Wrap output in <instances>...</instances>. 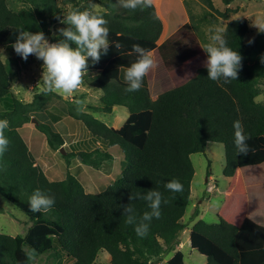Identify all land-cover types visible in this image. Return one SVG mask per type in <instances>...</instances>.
I'll return each instance as SVG.
<instances>
[{"label": "trees", "instance_id": "trees-1", "mask_svg": "<svg viewBox=\"0 0 264 264\" xmlns=\"http://www.w3.org/2000/svg\"><path fill=\"white\" fill-rule=\"evenodd\" d=\"M89 1L74 3V9L92 11L108 21L110 46L98 62L88 61L83 82L102 91L99 104L88 107L111 112L113 106L122 105L128 114L115 128L71 106L69 116L80 121L100 145L60 155L65 159L79 156L82 163L99 168L112 158L107 149L115 145L123 152L126 164L105 189L90 193L69 170L62 179H48L35 163L19 128L34 117L35 127L44 135L49 149L57 150L63 145L62 135L33 113L41 112L62 96L44 95L40 90L27 102L15 97L10 89L11 79L17 75L13 69L15 59L2 60L1 47L12 46L22 30L43 31L48 36L62 11L57 0H20L22 7L17 11L8 6L7 0H0V119L9 122L5 130L9 145L0 157L4 165L0 171V195L31 221L23 236L0 231V264H30L25 255L29 249H35L37 256L47 253L54 259L69 258L71 264H96L101 252L108 255L109 264H154L152 258L159 252L172 253L167 264H185L183 251L174 248L187 228L181 219L190 201L194 174L190 155L204 152L209 141L223 144L224 176H233L238 168L243 172L248 207L239 225L219 215L211 223L198 218L189 230L190 247L206 257L204 264H222L213 256L214 245L230 257V264H264V104L255 100L264 79V33L258 32L249 44L245 40L247 19L228 20L224 26L228 46L242 57L238 80H210L203 65L190 78L152 99L147 76L140 90L128 93L124 73L137 59L135 53L129 55L133 44L147 51L156 46L163 24L154 5L132 11L114 7L116 0H93L106 9L98 13ZM204 1L208 8L220 13L212 0ZM175 18L171 16V26L178 23L176 13ZM62 39L56 37L54 43ZM92 73L95 75L90 77ZM237 120L249 137L247 155L236 153L233 122ZM206 174L210 175L209 170ZM172 179L182 183V192L165 189V183ZM36 189L55 200L47 214L30 209L29 196ZM149 190L160 191L168 202L162 203L160 218H153L148 234L141 238L134 226L125 222L123 206L130 203L139 218L150 211L148 204L141 199L130 201L129 196ZM198 214L196 208L192 218Z\"/></svg>", "mask_w": 264, "mask_h": 264}, {"label": "rangeland", "instance_id": "rangeland-1", "mask_svg": "<svg viewBox=\"0 0 264 264\" xmlns=\"http://www.w3.org/2000/svg\"><path fill=\"white\" fill-rule=\"evenodd\" d=\"M159 2L161 3V0H153L156 7H160ZM74 3L79 4L80 0H57L56 4L61 7L62 15L59 21L50 26V34L48 36L45 35L49 43H54L56 37H63L62 34H59L58 30L60 28L68 27L67 24L61 23V21L63 20L64 15L74 9ZM212 3L220 13L208 8L204 0H172L170 3L165 0L161 7L163 9L170 8L168 15L175 18L177 10L173 13L171 8H176L175 4H177L181 7V13L183 16L187 14V17L192 21L197 20L201 25L198 27L195 26V29L197 31V36L199 35L202 43L204 42L203 46L211 43L210 37L214 34V30L218 27L224 28L226 22L230 19L237 17H244L247 19L249 30L245 36L246 41H249L250 38L253 39L259 32L254 23L264 22V0H212ZM7 4L15 11L22 7L20 0H7ZM184 4H186L187 13ZM95 8L99 9L100 5H95ZM177 18H179L178 15ZM179 23L176 24L173 22L172 24L177 27ZM180 33L181 32H179V34ZM204 53L207 55L205 51ZM1 58L2 60L7 58L15 59L13 69L17 72V75L11 79L10 83V89L13 91L15 97L25 102L31 100L32 94L40 91L43 87V61L37 59L34 55H30L27 61H25L16 54L12 46L1 47ZM80 91L88 92L89 88L84 85L78 92L74 93V98L77 97L76 94H79ZM255 100L264 104V79L260 84V93L255 97ZM61 103V101L53 99L48 106L51 105L49 108L52 112H55L59 107L61 109ZM73 104L76 105L75 102H73ZM41 113L42 112H36L33 114L40 120L38 114ZM116 114L117 113L111 114L110 117L115 118L117 116ZM36 123L37 120H34V117H32L29 122L19 128V132L25 139L26 143L29 142L28 137L30 132H36L35 134L44 138V135L36 129ZM86 131L87 130L83 124L80 121L75 120L71 135L67 136L68 142L76 144V139L83 140L82 138L85 137ZM65 151L67 150L64 149V152ZM54 152H56L55 156L59 158L62 157L58 150H55ZM120 152L121 151H119L118 148H114L112 150L114 156L113 159L106 161L100 168V171L92 166L82 163L81 161V169L75 167L73 163L76 158L79 157H69V160L73 161V163H70V167L73 169L72 171L74 173H77V178L83 183L86 192L96 193L102 191L120 176L121 170L126 164L124 157H122V163L120 162ZM190 159L194 168V174L190 184V201L181 219L187 224V228L183 230L181 242L174 249L180 248L183 251L185 264H204L206 257L200 254L196 249L190 247L188 237L191 225L198 218L209 223L216 222L218 220V215L231 223L239 225L247 212L248 188L243 179V172L239 168L234 172L231 177L232 179L223 175L222 171L225 165V157L222 143L209 141L206 143L204 152L193 153L190 155ZM63 161L66 162V159H63ZM37 162L41 164L44 170L46 168L48 170H53L51 171V175L49 174L53 179L64 178L65 171L68 170L63 163H59L60 165L54 164L52 167H46L43 164V161L40 162L37 160ZM102 168H104L105 171L102 170ZM106 168H110V171L108 170L107 172ZM208 170L210 172L209 176L206 174ZM48 179H50V177H48ZM196 208L200 214L192 218ZM30 225L31 221L26 214L5 197L0 195V231L10 235L20 234L23 236ZM212 252L214 258L220 263H231L230 257L215 245L212 247ZM171 254L172 253L162 255V252H159L157 255L153 256L152 261L154 264H167L166 260ZM71 262L72 260L66 257L54 259L52 257H47V253H43L36 257L34 264H71ZM96 264H109L108 255L101 252Z\"/></svg>", "mask_w": 264, "mask_h": 264}, {"label": "clouds", "instance_id": "clouds-1", "mask_svg": "<svg viewBox=\"0 0 264 264\" xmlns=\"http://www.w3.org/2000/svg\"><path fill=\"white\" fill-rule=\"evenodd\" d=\"M117 3L120 7L132 11L144 10L153 6V0H117ZM61 23L67 24L68 27L58 30L64 39L57 43H49L43 31L32 33L22 30L17 34L12 47L16 54L25 61L30 55H34L43 61L42 94L54 93L68 98L72 97L81 87L83 77L88 73L89 59L95 63L101 59L102 54H107L110 46L109 29L106 27L108 23L106 19L89 10L73 9L64 15ZM254 25L259 32L264 33V22L254 23ZM225 33V28H216L210 37L211 43L201 46L207 53V59L204 62L207 77L213 81L221 79L224 82L238 80V72L242 67V57L237 50L228 46ZM248 43H253V39L250 38ZM115 47L119 48V45H115ZM133 53L136 54L137 59L124 73V80L127 85L125 91L128 93L140 90L144 77L156 67V61L151 52L141 45L133 44L129 55ZM261 60L264 62V56L261 57ZM74 102L77 106L83 103L81 100ZM77 110H80L79 107ZM8 127L9 122L0 119V157L7 151L9 145V139L5 135V130ZM233 128L236 153L247 155L250 151L247 143L249 137L244 133L239 120L233 122ZM2 170H4V165L0 163V171ZM164 187L173 193L183 191L182 183L176 179L166 182ZM133 199L146 201L150 211H145L138 218L135 209L128 203L123 206L122 215L126 217L125 222L133 225L136 234L143 238L148 234L153 218H160L162 203L166 204L168 201L158 190H149L145 194L132 193L129 200ZM54 203V198L45 195L39 189L33 191L29 196V206L33 212L47 214L51 211ZM25 255L27 261L34 264L37 256L36 250H25Z\"/></svg>", "mask_w": 264, "mask_h": 264}, {"label": "crops", "instance_id": "crops-1", "mask_svg": "<svg viewBox=\"0 0 264 264\" xmlns=\"http://www.w3.org/2000/svg\"><path fill=\"white\" fill-rule=\"evenodd\" d=\"M163 1L165 2V0H161V3L159 2L160 4V7L158 6L159 10L158 7H156L155 4L153 3L157 15L162 20L163 28L156 42V46L149 51L151 52V54L153 55L156 61V67L151 69L150 72L146 75L148 80L150 96L152 99H154L157 96V94L160 93L161 91L173 87L178 83H181L187 80L188 78H190L198 67L204 65V62L207 59V55L204 53V49L201 47L204 45V42L202 43L200 36L199 35L197 36V31L195 29V26L198 27L201 24H199L197 20L192 21L191 19H189V17H187V14L183 16L181 13L182 11L181 7L175 4L176 8H171V10L173 13L177 10L176 14L179 16L181 20L178 19V23L179 22L180 23L177 27H175L176 25L171 26L170 23L171 16L168 15L169 14L168 11L170 10V8L163 9L161 7L163 5ZM166 1L169 3L172 2V0H166ZM89 3L95 12L101 13L103 11H106L105 7L101 6L96 1L90 0ZM95 5H100V8L96 9ZM184 5L187 13L186 4ZM117 6L119 7V4L117 3L116 0L114 7ZM179 32L181 33L179 34ZM94 75L95 74L92 73L90 77H93ZM84 85L88 86L86 83L83 82L79 89H81ZM88 88H89L88 92L80 91L79 94H76L77 95L76 98H74L75 96L74 94V96L72 97H68V98L62 97V99H57L62 102L61 109L59 107L57 111L52 112L51 109L49 108L51 107L50 105L43 108V110L41 111L42 113L38 114L42 122L51 124L52 127H54L62 135L64 142L63 145L57 149L59 152H61L60 148H63V151L65 149L69 152H73V151L75 152L79 150H91L92 148L100 145V142L94 141L87 131L85 137L82 138L83 140L76 139L75 140L76 144H73V142H68L67 136L71 135V130L76 120V119L74 120V118L69 116V110L71 106H74L73 102L75 100H81L83 102L82 105L80 106L81 110L90 112L93 116L99 118L107 125L115 128H118L123 123V121L125 120L128 114L127 109L122 105L113 106L111 112H104L100 109L89 108L88 106L90 105L97 106L99 104L102 91L100 89L90 88L89 86ZM115 113H117L116 114L117 116L115 118L110 117L111 114H115ZM35 133L36 132L29 133V137H28L29 142H27L28 148L30 149L35 160L37 159L40 162L43 161V164L46 167L48 166L52 167L54 166V164L63 163L64 166L67 167V169L71 172L73 169L70 167V163H73V161H70L69 158H67L66 159L67 164H66V162L63 161V159L65 160V158L63 157L59 158L55 156L56 152L51 151L49 149L45 137L42 138L41 136H38ZM114 148H118V150L121 151V149L118 146L115 145L110 146L107 149V151L112 155V158L107 161L113 159L114 156L112 150ZM120 156H121L120 162L122 163V157H124L122 151L120 152ZM37 160H36L37 165L42 168L41 164H39ZM105 162L106 161H104L101 164V166L96 169L100 171V168L105 164ZM80 163H81L80 158H76L73 164L75 165V167L81 169ZM102 170H104V168H102ZM108 170L110 171V168H106L107 172ZM51 171L53 170L52 169L48 170L47 168L44 170L47 177L53 179L50 176ZM71 173L75 175L77 178V173H74L73 171Z\"/></svg>", "mask_w": 264, "mask_h": 264}, {"label": "water", "instance_id": "water-1", "mask_svg": "<svg viewBox=\"0 0 264 264\" xmlns=\"http://www.w3.org/2000/svg\"><path fill=\"white\" fill-rule=\"evenodd\" d=\"M35 120V119H34ZM60 151L63 153L64 151H63V148H60Z\"/></svg>", "mask_w": 264, "mask_h": 264}]
</instances>
